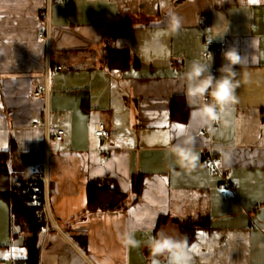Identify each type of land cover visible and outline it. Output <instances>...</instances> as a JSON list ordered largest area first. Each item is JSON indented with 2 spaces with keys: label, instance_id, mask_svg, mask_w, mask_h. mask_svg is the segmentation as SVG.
<instances>
[{
  "label": "crops",
  "instance_id": "0c3cea01",
  "mask_svg": "<svg viewBox=\"0 0 264 264\" xmlns=\"http://www.w3.org/2000/svg\"><path fill=\"white\" fill-rule=\"evenodd\" d=\"M46 1L0 0V150L13 149V175L47 165L56 224L37 236L39 264H169L151 255L147 240L161 230L179 235V223L201 218L188 244L196 245L191 264H264V0H58L48 26L40 16ZM171 14L181 18L178 30L168 27ZM45 27L48 43L37 36ZM209 35L226 43L211 62L203 57ZM107 46L126 49L125 65L102 61ZM230 47L243 61L235 66L237 101L228 123L214 121L206 133L181 77L193 60L219 76ZM42 83L48 91L33 96ZM174 95L187 106L185 120L170 117ZM99 121L109 137L94 134ZM177 124L181 137H193L194 168L169 151ZM58 129L64 135L55 141ZM211 152L237 183L232 197L207 162ZM138 174L139 195L131 188ZM98 177L125 193L121 208L87 209V182ZM14 225L0 196V264H29L25 232Z\"/></svg>",
  "mask_w": 264,
  "mask_h": 264
},
{
  "label": "clouds",
  "instance_id": "9594fccd",
  "mask_svg": "<svg viewBox=\"0 0 264 264\" xmlns=\"http://www.w3.org/2000/svg\"><path fill=\"white\" fill-rule=\"evenodd\" d=\"M168 27L178 30L181 27V18L171 14ZM223 61L218 69L219 76L214 75L210 63L193 60L181 77V86L190 105H197L195 115L201 123L211 126L214 121L228 123L232 106L236 103V89L240 86L236 79V65L242 64V57L235 47L222 52ZM193 137L184 135L179 142L173 144L169 151L176 157V163L182 168H194L196 155L192 149ZM229 154H224L227 162ZM128 244L138 246V241L127 235ZM152 256L166 255L169 264H191V255L188 248L187 237L169 235L161 230L146 242Z\"/></svg>",
  "mask_w": 264,
  "mask_h": 264
},
{
  "label": "trees",
  "instance_id": "16d2710c",
  "mask_svg": "<svg viewBox=\"0 0 264 264\" xmlns=\"http://www.w3.org/2000/svg\"><path fill=\"white\" fill-rule=\"evenodd\" d=\"M102 61L109 67H121L127 61L126 49L107 46ZM169 113L171 119L185 120L187 116V106L180 95H174L169 104ZM13 149L0 150V184L14 191L30 208L37 220L38 230L43 224V220L38 216L40 214V204L36 195L31 190V185L39 181V174L29 171L24 175H13L9 172L8 159ZM131 188L139 195L142 188V176L140 174L131 178ZM0 196L10 201L11 216L14 224H18L22 231H26L25 244L28 247L31 234V223L22 212L21 208L10 198L0 193ZM125 193L110 178H93L87 182V209L95 210H116L123 206ZM160 220V219H159ZM205 218L199 220H188L179 223V236H186L189 244L193 237V231L198 226H204ZM37 256V254H36ZM27 261L31 264L27 255Z\"/></svg>",
  "mask_w": 264,
  "mask_h": 264
},
{
  "label": "built area",
  "instance_id": "2783aa9c",
  "mask_svg": "<svg viewBox=\"0 0 264 264\" xmlns=\"http://www.w3.org/2000/svg\"><path fill=\"white\" fill-rule=\"evenodd\" d=\"M58 0H47L45 3V6L43 10L40 13V16L42 19L45 20V25L48 26L47 20L49 19L50 14V7L53 2H57ZM39 39L45 41L46 43L49 42L50 36L47 32V27H45L44 31H41L37 35ZM203 44L205 46V49L203 51V57L205 60L211 62L212 57L216 52H220L225 47V41H216L212 35L206 36L203 39ZM48 91V85L47 83L38 84L36 87H34L31 90V94L33 96H39L42 92ZM42 122L39 120H33L30 124L32 126H38ZM206 133L210 132V126L204 131ZM111 129L107 125V123L103 121H99L96 123L94 128V134L96 136L107 138L110 136ZM64 135L63 129H58L56 132L52 135L53 139L55 141H60ZM216 158L217 155H214L213 152L210 153L207 162L211 165L212 169L218 173L219 175V184L226 188L225 196L226 197H232L234 195V189L237 185V183L230 177L229 173L225 169H219V167L216 164ZM47 165L45 163L36 165L30 169L33 173L39 174V181H35L31 185V190L34 195H36L38 199V203L40 204V214L38 215L44 222V225L38 230V234H46L51 228H55L56 224L53 223L52 215L49 210L48 206V198H49V180L46 175ZM51 223V224H49ZM8 252L10 254L18 253L19 255H24L25 253L23 251H14L11 249V247L8 248Z\"/></svg>",
  "mask_w": 264,
  "mask_h": 264
},
{
  "label": "water",
  "instance_id": "95a60500",
  "mask_svg": "<svg viewBox=\"0 0 264 264\" xmlns=\"http://www.w3.org/2000/svg\"><path fill=\"white\" fill-rule=\"evenodd\" d=\"M0 193L4 194L8 198H10L14 203H16L21 208L25 216L29 219L32 229L30 234V242L27 247V254L31 264H39L38 258L36 256V244H37V236H38V227H37L36 218L34 217L29 206L10 188H6L0 184Z\"/></svg>",
  "mask_w": 264,
  "mask_h": 264
},
{
  "label": "snow or ice",
  "instance_id": "6c2138e0",
  "mask_svg": "<svg viewBox=\"0 0 264 264\" xmlns=\"http://www.w3.org/2000/svg\"><path fill=\"white\" fill-rule=\"evenodd\" d=\"M157 35H160V33H157ZM193 115L195 116V113H193ZM174 128L178 129V131L176 132V139L174 140V144L178 143L179 142V139L181 138V134L183 132V125H174L173 126ZM169 139H171L170 137H167V134H166V139L164 140V143L167 145L169 143ZM196 250V245L193 244L190 248H189V251L190 252H194ZM155 264V262H154Z\"/></svg>",
  "mask_w": 264,
  "mask_h": 264
},
{
  "label": "rangeland",
  "instance_id": "374dc122",
  "mask_svg": "<svg viewBox=\"0 0 264 264\" xmlns=\"http://www.w3.org/2000/svg\"><path fill=\"white\" fill-rule=\"evenodd\" d=\"M10 156H11V155H10ZM9 158H10V157H9ZM8 161H9V159H8ZM16 225H18V224H15V225H14V228H16ZM25 235L28 236V233H27L26 231H25ZM38 242H39V241H38ZM25 255H26V254H25Z\"/></svg>",
  "mask_w": 264,
  "mask_h": 264
}]
</instances>
